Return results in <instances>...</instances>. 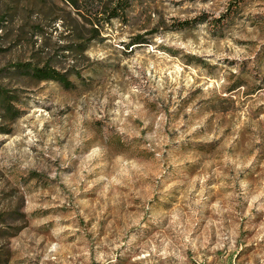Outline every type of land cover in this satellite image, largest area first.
Returning a JSON list of instances; mask_svg holds the SVG:
<instances>
[{"label":"rangeland","instance_id":"rangeland-1","mask_svg":"<svg viewBox=\"0 0 264 264\" xmlns=\"http://www.w3.org/2000/svg\"><path fill=\"white\" fill-rule=\"evenodd\" d=\"M96 1L0 0V264H264V0Z\"/></svg>","mask_w":264,"mask_h":264},{"label":"trees","instance_id":"trees-1","mask_svg":"<svg viewBox=\"0 0 264 264\" xmlns=\"http://www.w3.org/2000/svg\"><path fill=\"white\" fill-rule=\"evenodd\" d=\"M86 7L93 10L94 5L97 3L96 0H84ZM130 7V0H111V6L107 14L106 24H113L115 22L126 23L127 21V13ZM188 23L182 24V29L186 27ZM189 25V24H188ZM136 42L132 44L131 48L135 45H141L143 43V39L139 38L135 40ZM60 84L67 88L69 86L68 80L64 78H60Z\"/></svg>","mask_w":264,"mask_h":264}]
</instances>
